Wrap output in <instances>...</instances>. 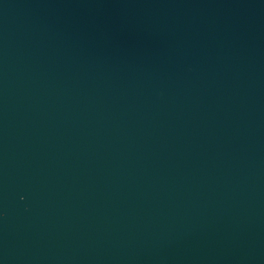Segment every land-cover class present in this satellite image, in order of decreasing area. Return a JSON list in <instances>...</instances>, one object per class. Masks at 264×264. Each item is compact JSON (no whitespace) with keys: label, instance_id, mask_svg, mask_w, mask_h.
I'll return each mask as SVG.
<instances>
[{"label":"water","instance_id":"water-1","mask_svg":"<svg viewBox=\"0 0 264 264\" xmlns=\"http://www.w3.org/2000/svg\"><path fill=\"white\" fill-rule=\"evenodd\" d=\"M0 264H264V0H0Z\"/></svg>","mask_w":264,"mask_h":264}]
</instances>
